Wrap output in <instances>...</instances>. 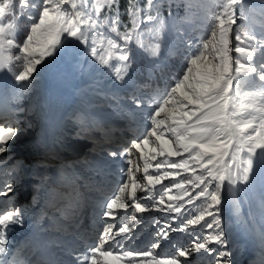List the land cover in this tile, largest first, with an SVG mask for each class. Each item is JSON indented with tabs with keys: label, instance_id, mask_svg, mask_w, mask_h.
I'll return each mask as SVG.
<instances>
[{
	"label": "snow or ice",
	"instance_id": "snow-or-ice-1",
	"mask_svg": "<svg viewBox=\"0 0 264 264\" xmlns=\"http://www.w3.org/2000/svg\"><path fill=\"white\" fill-rule=\"evenodd\" d=\"M18 2L21 17L27 14L28 31L22 42L17 39L22 25L15 15L10 22H4L13 13L14 0L0 3V100L4 101L11 90L13 99L19 98L22 104L41 72L57 58L72 54L68 49L73 41L83 45L85 51L90 48L91 56L102 65H108L113 56L123 62L122 73L118 69L116 75L117 81L123 82L135 62L129 44L143 46L141 25L151 24L149 31L157 37L166 31L159 15L161 0H144L143 5L139 0H127L126 15L131 27L121 20L125 13L120 10V0ZM200 6L204 22L200 43L195 38L188 39L186 47L195 51H191L182 75L160 98L155 110L145 113L151 123L146 135L132 139L131 148L101 149L112 158L129 157L126 178L103 204L101 217L106 223L97 242L89 243L84 252L70 253L76 264H189L188 257L193 253L206 254L211 264H233L235 245L223 219V194L228 193L239 211L238 195L247 194L258 172L264 174V31L257 34L244 24L237 25L238 19L247 21L255 14L247 0H201ZM169 15H175L171 6ZM121 26L124 31H120ZM106 27L124 44L109 37L108 56L98 55L96 33ZM160 52L161 43L150 49L153 57H159ZM112 99L120 106L117 97ZM128 99L137 109L144 106V99L136 94ZM24 111L23 107L0 104V168H7V179L0 180V198H10L15 192L16 178L22 171V163L9 164L5 154L21 132L18 118L10 117ZM93 131L105 130L100 124L77 135L87 139ZM132 149L144 162L143 182L136 176L141 169L139 165L133 167ZM120 171L124 172L123 167ZM182 173H188L190 178L185 179ZM164 180L169 183L163 184ZM157 185L161 187L157 189ZM172 189L177 190L176 195L170 194ZM137 192L146 193L153 203H141ZM165 197L172 202L161 208ZM130 208L132 215L128 218ZM150 209L175 213L171 221L176 226L165 221L147 245L137 247L133 234L139 222L136 213ZM24 215V209L11 203L0 209V264H29L18 259L15 252L9 258V231L13 225H23ZM45 216L46 213L40 219ZM121 217L126 222L121 223ZM249 219L258 228L264 247V193L255 209H250ZM171 232L185 234L189 243L173 242ZM165 242L173 251L163 250ZM261 259L264 261V252Z\"/></svg>",
	"mask_w": 264,
	"mask_h": 264
},
{
	"label": "rangeland",
	"instance_id": "rangeland-1",
	"mask_svg": "<svg viewBox=\"0 0 264 264\" xmlns=\"http://www.w3.org/2000/svg\"><path fill=\"white\" fill-rule=\"evenodd\" d=\"M164 2L167 4V6L173 4L175 6H181L183 9L180 13L175 12V15L171 16L170 19H163L165 22L166 31L159 37H157L154 31H149V29L152 28L151 24L141 25L142 35L140 37V42L143 46L139 47L134 42L129 44V47H131L134 51L135 62L129 68L128 75L125 77V80L123 82L117 81L116 79L117 70L120 69L121 73L123 71L121 67L123 62L119 61L114 56L109 60L108 65H102L99 63V60L96 57L91 56L89 48L85 52L83 57L80 58V63L84 68L83 77L85 79V84L80 87L79 91L76 94V99L79 101V106L74 108L72 107L71 111L64 115L65 117L62 116L64 119L63 122L58 125V129H63L62 133L64 134L65 139L63 137L61 141L59 140V144L57 143V141L52 139V141H50V147H52L53 144L54 146L55 144H57L59 146V149L61 147L60 150L63 151V153L65 152V154H71L74 153L73 151H76L75 147L78 146V150L81 149L82 147L80 146L85 140L90 141L91 145H94L93 142L101 141V139L102 141L112 140L116 144H124V142L126 143L128 140H131L132 136L134 135H141L142 137L143 135H146L147 129L151 127V123L150 120L147 119L145 113H149L155 110V106L158 105L159 102H161L160 98L166 94V91L174 85L176 79L182 75V72L186 67L187 58L190 56L191 51H195V49L189 50L186 47L188 39L195 38L196 43H200L199 37L204 33L203 10L200 6L201 0H164ZM0 3H3V0H0ZM247 3L250 7L255 9V14L247 21L238 19L237 25L244 24L247 30L255 31L258 34L261 31H264V14H262L264 13V3L259 0H247ZM88 6L90 7V5ZM13 15H15L16 19L22 25L21 30L17 34L18 41L22 42L23 39L26 38V34L28 31L27 14L25 13V15L21 17L20 5L18 0H14L13 13L8 14L4 18V22H10ZM36 18L38 19V16ZM128 26L131 27V24L129 23ZM235 27L236 26L234 25V28ZM120 31H124V28L122 26L120 28ZM109 37L115 39L118 44H124V41L120 40L115 33L110 32L107 27L101 29L100 32L96 33L95 46L97 47L98 55L102 54L104 56H108V52L106 51V49L107 40ZM156 43H161V52L159 57H153L150 54V49ZM13 52L18 53V49H14ZM233 55L235 56L237 54L233 53ZM168 61L170 63H174L173 66L176 69L179 67L182 69L181 73L176 75V77H174L173 79L165 77L163 70L161 69V66H163ZM49 68L50 66H48L41 72L40 76L37 78L34 89L23 98L22 104L19 98L13 99L11 90L8 91L6 101L0 100V104L6 103L10 108L23 107L25 109V111L23 113H20L18 117L10 118H18L19 124L23 125L27 130H29V132L34 133V137L36 140H34L33 144L34 147H38L39 149L42 145V142L37 138L40 134V130L39 128H37L36 130V123L35 120H33L35 110H33L32 106H29V103L34 101V98H44L45 86L43 77L48 75L50 70ZM57 73L60 78H64L66 70L63 71L61 69L58 70ZM7 75L9 81L14 82L11 74ZM138 77H143L146 81H148L144 82L145 80H143L142 83L139 80L140 78L138 79ZM115 92H117V94ZM131 94H136L137 96L144 99V106L142 108L137 109L136 106L130 102L128 97ZM113 96L117 97L120 106H117L113 101ZM103 103H105V105H103ZM125 103H127V106L125 105ZM29 124L31 125L30 128L27 127ZM100 124L103 125V128L105 130L104 132H89V138L87 139L77 135V133L80 131L87 132L90 126ZM34 130L36 131L34 132ZM71 137H73V140L71 139ZM108 143L105 142L103 145L105 146ZM71 145L72 147H68ZM50 147L48 148L51 149ZM89 148H91V146L87 149H81V152H79L77 155L74 154L76 156H74L73 158L84 156V150H88ZM51 151L52 149L50 151L44 152L43 154L42 152H39L38 154H36V156L34 155L35 153L33 151H25L26 154L23 153V156L25 157V159H27L26 163L32 165L37 163L38 161H42L40 159H43L44 161L47 155H50L47 153ZM5 158L7 159L9 164H14L18 161L10 153L5 154ZM57 159H59L58 161L61 162L63 159H72V157L68 158L67 156L61 155ZM107 159L108 161H106ZM125 160L126 159L124 157L112 158L108 156L105 158V160H102L100 162H93L90 159L88 160V162L90 163H85V161L87 160L83 159L80 160V163L77 165V169L75 171L78 172L75 173L82 176L83 174L88 172L90 168H94L96 166L102 167V169L105 170H112L115 169L119 163L124 162ZM81 161L83 162L81 163ZM19 162L23 164V161L20 160ZM53 162L54 161H52V163ZM0 164H3V161H0ZM6 171L7 168H0V180L7 179V176L5 175ZM152 172H154V169H152ZM20 174H22V172ZM66 174L69 175L71 174V172L67 171ZM182 175L185 177V179L190 178L188 173H182ZM22 176L23 174L21 175V180L23 181L20 186V175L16 178L15 191L18 186V190H26L27 193L24 201H27L29 200L30 195L34 191L36 185L32 184L31 180L24 181L25 179L22 178ZM44 177L45 176L41 174L39 177L37 176V179L43 180V184L45 183ZM179 179L180 178L177 177V180ZM24 183L28 184L26 186V189L22 187ZM162 183L167 185L169 181L164 180ZM116 187V191H118L119 183ZM37 190L38 189H35V191L33 192L34 195ZM114 193L115 188L113 194ZM262 193H264V174L258 172L253 180V184L248 189L247 194L245 195V193H240L237 197L241 202L239 211H237L233 204L232 208H230L232 212H223L224 222L228 227L230 238L235 245L233 254L231 256L233 264H264V261H262L261 259L262 252H264V247H262L259 238V231L256 225L253 223V220L249 219V211L250 209H255L257 201L261 197ZM170 194L176 195L177 190L172 189ZM223 195H228V193L225 192ZM14 196L15 194L13 193L10 195V198H0V209L7 207L10 203L14 204ZM35 196L36 198L32 197V199H30L32 202H36L37 195ZM84 197V200L82 198L81 200H88V198H93L95 197V195H93L92 193V195H84ZM140 197H143V195H141ZM225 201L226 198L224 196V203ZM78 206H81V202L78 203ZM185 207L188 206L185 205ZM235 218H238V226L242 227L240 228L241 231L238 232V234L235 236L241 240V243L245 242L244 244H241L233 234L235 233V227L237 224L236 223L234 226L235 222L233 223V220H235ZM243 226L249 227L250 231H245L246 229H244ZM246 243L248 244L247 246ZM210 247H215V245H210ZM163 250L166 252L173 251L169 247H163ZM198 259L211 260V258L207 255L201 256L200 254L197 257L196 255L194 257V260L198 261ZM193 264H195V262H193Z\"/></svg>",
	"mask_w": 264,
	"mask_h": 264
},
{
	"label": "bare ground",
	"instance_id": "bare-ground-1",
	"mask_svg": "<svg viewBox=\"0 0 264 264\" xmlns=\"http://www.w3.org/2000/svg\"><path fill=\"white\" fill-rule=\"evenodd\" d=\"M68 51H70L72 54L70 56L69 55H65L63 57L57 58L55 63L50 65V68H49L50 70H49L48 75L43 77L44 78V86H45V96H44V98L43 99H41V98L35 99L34 98L35 102L32 101L31 103H29V106L30 107L32 106L33 110H35V113L33 115V117H34L33 120H35V123H36L35 127L39 128V130H40V134L38 135L37 138H38L39 141L42 142V144L44 143L46 145L47 149L43 150V148H41V147H40V149L38 147H34L33 142H34V140H36L35 137H34V133L33 132H29V130H27L21 124H18L19 128L21 129L20 134L15 138L14 142L11 143V148H10L9 152H11V154L14 156V158H16V160L23 161L24 170L22 172V174H23L22 178L25 179L24 181L31 180L32 178H30V175L29 176L27 175L28 174L27 168L30 167L31 165L26 163L27 159H25V157L23 155L26 154V152H29V151H31V152L33 151L35 153L34 154L35 156H36V154L41 152V150H43L44 152L50 151L51 149H49L48 147H50V141H52V139L57 141L58 144L61 141V139H63V137L65 139V136L62 133L63 129H61V128L58 129V125L63 122L64 118L62 116L66 115L69 111H71L72 107L74 108V107L79 106V101L76 99V94L79 91L80 87L85 84V79L83 77V69L84 68H83L82 64L80 63V58L83 57V55L85 54L86 51H85L84 46L80 45L78 41H73V43L69 47ZM61 69L63 71L66 70V74H65L64 78H60L58 73H57V71L61 70ZM56 125H57V129H56ZM35 131L36 130H34V132ZM137 137L143 138L141 135H134V136H132V139L137 138ZM43 138L46 139L45 142H44ZM72 138L73 137H71V139ZM84 142H85V146L87 148L90 147L89 146V141L85 140V141H83V143ZM65 143H66V141H65ZM93 143L95 144V142H93ZM126 143L124 142V144H126ZM90 144H91V142H90ZM72 145L68 146V147H72ZM54 148H55V146H54ZM75 149H76V151H73V152H74V154L77 155L79 152H81V149H83V148L78 150V146H77V147H75ZM20 151H24V152H20ZM59 151L60 152L55 154V155H63V154H65V152L63 153V151H61L60 149H59ZM85 151L86 150H84V152ZM99 152H101V150H99V151L93 150V153H99ZM102 154H104V152ZM46 155H44V156H46ZM135 155H137V159H138V161L136 163H138V164L141 163V164H139V167H140L141 171L137 172L136 176L139 178V180L141 182H143L142 173H143V163L144 162H143V160H141L139 158V153H136ZM49 156H51V155H47V157H49ZM47 157L45 158V160L47 159ZM158 159H161V158L158 157ZM153 163H155V162H153ZM121 167H123L124 172L120 171ZM126 169H127V167H126L125 163L122 162L116 167L115 173L110 174V175H111V177H114V178L116 177L117 180H121L122 178H126V176H125ZM150 173H153L152 170H151ZM106 178H108V176H106L105 173H103V174L100 173V176L95 178V180L93 182L87 183L86 189L90 188V190H88V191H95L96 190L95 186L97 185V180L98 179H106ZM44 179H45V177H44ZM45 182H46V179H45ZM27 185L28 184L24 183L22 187H24L26 189ZM22 187H20V188H22ZM20 191H22V192L25 191L24 193H27L26 190L20 189V190H18L15 193V195L16 194L18 195V193H20ZM78 194H79V192H78ZM137 195H138V197L143 195V197H140L142 200L146 199V196H147L146 193H140V192H137ZM25 196H26V194L24 195V198H25ZM224 196L226 198V201H225L226 204L224 203L225 205H224L223 212L227 213V212L231 211L230 208H232L233 202H232V198L229 195H224ZM107 199H109V198H105L104 202H106ZM129 203H131V202L129 201ZM97 206L93 207V209H89L88 208L89 209L88 210V215H86L87 218L91 214H93L95 216L98 214L99 207H97ZM37 209L39 210L40 208L37 207ZM233 209H234V207H233ZM129 210H131V208ZM28 216L30 217V220L28 221V224L32 225L31 228L34 227L36 232H37V234L40 233L41 235H43L45 230H43L42 228L37 229V227L35 225V219H36L37 216L34 215V212H29ZM149 216L150 215H145V214H141L140 215V218H142L144 220L141 221V224H139V227L137 228L136 232L134 233L135 237L138 236V234L140 232L142 233L141 236L144 235V234L148 235V238H147L148 240H151L154 237V234H155L156 230H154L152 228L153 226L148 224V222L151 221V220L153 221V223H155L156 220L157 221L159 220L160 224H158L157 227L163 226L165 221L171 222L173 227L176 226V224H174L175 223L174 221L163 219V218H158V217H156L154 215H151V218ZM148 217L150 219L146 220V219H148ZM93 218H95V217H93ZM123 218L124 217L120 218V222L123 220ZM233 219H234V217H233ZM82 221H83V218H82L81 222ZM233 223H234V226L237 223L236 227H235L236 228L235 229V233H233L234 235H237L238 232L241 231L240 228H242V227L238 226L239 225L238 224L239 223L238 222V218L237 219L235 218V220H233ZM117 225H119V224H117ZM137 226L138 225H136V227ZM243 228L246 229L245 231H250L249 227L243 226ZM170 236H171V239H172L173 242H178V243H181V244H184V245H187L189 243V240L185 236V234H182V233H179V232H171ZM165 244H167V247H169L167 242H165L164 245ZM164 245H163V247H164ZM247 245L248 244L246 243V246ZM135 246L141 247V245L138 244L137 242H135ZM78 248H80V246ZM74 252H79V251H73L72 253H74ZM199 254L201 256L206 255L204 253H199ZM199 254L193 253L192 256L188 257L189 264H193V262H195V264H211V260H209V259L208 260H206V259H204V260L198 259V261L194 260L195 255L197 257ZM67 257H73V256L71 255V256H67ZM17 258H18V256H17ZM180 259L184 260V258H180ZM245 261H247V260H245ZM60 264H64V263H60Z\"/></svg>",
	"mask_w": 264,
	"mask_h": 264
},
{
	"label": "trees",
	"instance_id": "trees-1",
	"mask_svg": "<svg viewBox=\"0 0 264 264\" xmlns=\"http://www.w3.org/2000/svg\"><path fill=\"white\" fill-rule=\"evenodd\" d=\"M139 3L141 5H143L144 0H139ZM169 6L172 7L173 13H175V12L180 13L183 9L181 6H175L173 4H170ZM169 6H167V4L164 2V0H161V8H160V13H159L160 18L170 19L171 16L169 15ZM119 7H120L121 12L125 13L124 15L121 16V20L123 21L124 24H129V18L126 15L127 0H120ZM173 65H174V63H170L168 61L163 66H161V69L163 70L165 77L173 79L174 77H176V75L181 73L182 69L180 67L176 69ZM172 67H174V68H172ZM138 79L142 83H143V80H145L143 77H138ZM144 82H147V81L145 80ZM103 105H105V103H103Z\"/></svg>",
	"mask_w": 264,
	"mask_h": 264
},
{
	"label": "water",
	"instance_id": "water-1",
	"mask_svg": "<svg viewBox=\"0 0 264 264\" xmlns=\"http://www.w3.org/2000/svg\"><path fill=\"white\" fill-rule=\"evenodd\" d=\"M259 1H261V2H263V3H264V0H259Z\"/></svg>",
	"mask_w": 264,
	"mask_h": 264
}]
</instances>
